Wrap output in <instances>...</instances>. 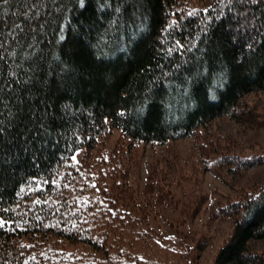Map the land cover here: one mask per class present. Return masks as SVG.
I'll use <instances>...</instances> for the list:
<instances>
[{
	"label": "trees",
	"instance_id": "1",
	"mask_svg": "<svg viewBox=\"0 0 264 264\" xmlns=\"http://www.w3.org/2000/svg\"><path fill=\"white\" fill-rule=\"evenodd\" d=\"M37 2L0 0V264H121L109 254L121 207L138 222L169 192L123 193L73 156L113 130L162 146L239 121L243 98L264 93V0ZM214 213L231 227L212 264H264V185ZM144 227L115 233L127 259L158 239Z\"/></svg>",
	"mask_w": 264,
	"mask_h": 264
},
{
	"label": "rangeland",
	"instance_id": "2",
	"mask_svg": "<svg viewBox=\"0 0 264 264\" xmlns=\"http://www.w3.org/2000/svg\"><path fill=\"white\" fill-rule=\"evenodd\" d=\"M182 1L192 10L211 0ZM237 114L239 121L223 116L190 137L162 146L129 143L113 130L94 148L75 153L73 161L85 162L92 172L105 177L104 181L120 183L123 193L142 195L148 182L169 192L170 196L159 199L151 214L138 222L134 219L138 213L135 204L130 210L121 207L129 212V222L111 223L114 239L109 254L116 248L121 264H212L217 246L231 227L214 211L224 202L254 193L264 185V93L245 96ZM199 147L207 152V162H203ZM225 159L232 162L231 169H227ZM132 225L137 229L149 227L158 233V239L145 235L143 249L138 252L130 244L127 259L124 249L128 244L120 243L122 236L118 240L115 233L123 235ZM198 242L202 248L197 249ZM258 247L264 253V244ZM90 258L94 260L89 254Z\"/></svg>",
	"mask_w": 264,
	"mask_h": 264
},
{
	"label": "snow or ice",
	"instance_id": "3",
	"mask_svg": "<svg viewBox=\"0 0 264 264\" xmlns=\"http://www.w3.org/2000/svg\"><path fill=\"white\" fill-rule=\"evenodd\" d=\"M23 3H24V5H25L26 8H28L29 5L31 6V8H38L39 7V2L33 3V0H23ZM84 4H85V0H80V5L82 7L84 6ZM24 15H25V18H28V19H31L32 18L31 15H30V10L29 11H26L24 13ZM35 16L36 17H39L40 16V12L39 11H36ZM15 27L19 28L20 25L17 24V25H15ZM40 27H43V25H40ZM3 35H4L3 32H0V38H2ZM8 35L11 36L13 40L16 39V37L14 35V32H9ZM3 47H4V41L2 39H0V49H2ZM12 55H14V53H12ZM0 59H3V56L2 55H0ZM0 103H3V100L2 99H0Z\"/></svg>",
	"mask_w": 264,
	"mask_h": 264
}]
</instances>
